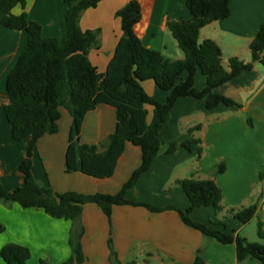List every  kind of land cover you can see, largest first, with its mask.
I'll return each instance as SVG.
<instances>
[{
    "label": "crops",
    "instance_id": "1",
    "mask_svg": "<svg viewBox=\"0 0 264 264\" xmlns=\"http://www.w3.org/2000/svg\"><path fill=\"white\" fill-rule=\"evenodd\" d=\"M132 0H103L83 13L80 27L83 31H101V48L90 52L91 62L100 73H105L116 46L122 36L121 20L116 13ZM142 9V19L135 27L137 36L150 50L162 53L171 61L183 60L184 53L167 27L168 21L189 20L191 14L187 0H136ZM231 16L203 28L199 41L216 42L222 49L225 69L229 60L238 58L252 62L250 44L264 22V0H231ZM15 14L22 12L20 7ZM26 12L31 22L42 27L44 38L63 36L66 33L67 7L64 0H27ZM28 44L25 31L9 30L0 25V185L7 192L24 186L19 170L26 156V142L12 139L5 106L8 104L6 82ZM94 58V59H93ZM188 75L182 76L183 80ZM207 82L199 73L195 88L203 91ZM146 92L156 101L165 104L170 93L156 87L154 82L143 84ZM241 107L221 105L209 111L205 103L193 98L180 99L171 110L161 131L162 147L150 170L126 198L165 209L175 207L186 211L190 202L176 181L189 178L214 177L223 192L224 210L217 214L213 208H200L191 219L203 224H224L213 228L228 234L242 236L244 226L228 217L230 209L255 205L264 199V66L255 63L253 70L243 72L229 84L217 90ZM150 123L153 108L148 106ZM72 118L62 110L59 133L46 135L39 140L34 156L33 173L40 185H50L57 193L77 192L85 195L119 193L132 174L142 164V151L127 143L114 175L96 180L80 173L65 171L66 151L72 127ZM114 108L99 106L84 119L80 141L82 144L100 145L116 130ZM200 127L190 133L189 130ZM192 138L202 141L203 154L198 159L182 147L167 154L170 144L181 145ZM225 165L224 173L217 168ZM40 166V167H39ZM41 168V172L38 170ZM256 203V204H257ZM0 223L6 228L0 234L1 250L7 244L26 247L31 252L27 264H66L73 258L70 245L73 223L50 217L43 210L24 209L19 204L0 203ZM80 225L83 264H112L109 242H112L122 264H195L200 256L204 264H256L246 259L239 263L235 244L224 245L210 240L199 231L186 226L179 213L167 210L152 213L142 207H114L111 221L94 204L83 208ZM245 238V236H243Z\"/></svg>",
    "mask_w": 264,
    "mask_h": 264
},
{
    "label": "trees",
    "instance_id": "2",
    "mask_svg": "<svg viewBox=\"0 0 264 264\" xmlns=\"http://www.w3.org/2000/svg\"><path fill=\"white\" fill-rule=\"evenodd\" d=\"M101 1L64 0L67 7L66 33L60 37L44 38L42 27L28 19L27 0H0V25L9 30L25 31L28 35L27 47L7 78L8 104L5 106L12 139L27 143L26 156L19 167L24 186L7 192L0 185V203L43 210L52 218L72 222L69 242L74 256L66 264H83L86 260L82 247L84 229L80 220L87 204L97 205L109 221L114 207L118 206L142 207L152 213L175 210L186 226L199 231L206 238L224 245L235 244L239 263L252 259L264 264V221L258 223L260 242L252 243L239 234H228L213 228H226L224 224H203L191 219V214L200 208H213L217 214L224 210L223 192L214 177L176 181L190 202L186 211L175 207L161 209L126 198V193L150 170L159 155L161 131L180 99L201 100L209 111L221 105L241 107L233 99L219 95L217 90L243 72L253 70L255 63L264 66V22L250 44L252 62L231 58L227 70L221 47L212 40L200 43L199 37L203 28L231 16V0H187L191 18L167 23L185 56L183 60L171 61L162 53L145 47L137 36L135 27L142 19V9L138 1L132 0L116 13L121 20L122 36L106 72L100 73L89 55L92 50L101 48V31H83L80 20L83 13L96 8ZM18 7L22 12L16 15L14 11ZM199 72L207 82L203 91L195 88ZM184 74L188 75L185 80L182 78ZM147 81L170 93L165 104L146 92L143 84ZM102 105L116 111L115 132L100 145L82 144L80 135L85 117ZM148 106L153 108L150 123L147 121ZM62 110L67 111L73 120L65 160V171L69 175L80 173L96 180L109 179L114 175L127 143L141 149L142 164L119 193H57L49 184L43 186L38 183L33 173L37 145L46 135L59 133ZM198 130L200 127L192 128L189 132ZM179 147L196 153L198 159L202 157V141L199 139L192 138L181 145L170 144L167 154L175 153ZM225 170V165H220L217 173L222 174ZM257 213L258 205L255 204L238 210L230 209L227 214L244 226ZM5 231V226L0 223V234ZM109 247L111 263L122 264L111 241ZM1 258L6 264H27L31 252L26 247L7 244L1 250ZM40 264L47 263L42 261ZM195 264H204V261L199 256Z\"/></svg>",
    "mask_w": 264,
    "mask_h": 264
},
{
    "label": "rangeland",
    "instance_id": "3",
    "mask_svg": "<svg viewBox=\"0 0 264 264\" xmlns=\"http://www.w3.org/2000/svg\"><path fill=\"white\" fill-rule=\"evenodd\" d=\"M199 75L205 79V77L200 72H199ZM38 170L41 172V168H38ZM261 175H263V178H264V171L261 173ZM260 187L263 189V193H264V183H261ZM257 202L258 200L255 201V204ZM257 205H258L257 216L249 224L244 225V231L242 233L243 234L242 237L245 236V238L252 243L260 242L259 237H258V223L260 221H264V199L263 201L261 200L259 203H257ZM255 263L260 264V262L256 260H255Z\"/></svg>",
    "mask_w": 264,
    "mask_h": 264
}]
</instances>
